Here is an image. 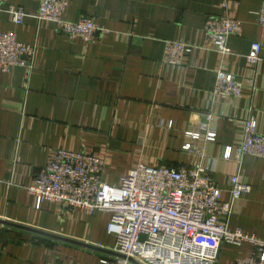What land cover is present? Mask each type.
Returning <instances> with one entry per match:
<instances>
[{"label":"crops","instance_id":"obj_1","mask_svg":"<svg viewBox=\"0 0 264 264\" xmlns=\"http://www.w3.org/2000/svg\"><path fill=\"white\" fill-rule=\"evenodd\" d=\"M225 1L67 0L63 19L92 18L100 28L87 42L39 22L40 0H5L0 31L36 50L29 63L0 71V219L61 239L0 223V264H114L108 213L38 203L25 190L58 148L103 156L102 178L112 185L139 163L203 167L223 202L236 174L250 189L221 220L264 241V158L238 162L234 154L246 116L264 135V61H245L254 41L264 59V0H229L223 10ZM10 5L23 8L21 24L11 21ZM218 14L241 23L227 38L231 55L212 50L203 30ZM177 40L190 47L181 65H171L163 61L165 43ZM220 70L242 86L239 97L213 94ZM199 126L207 128L191 150L184 131ZM252 250L249 242L219 244L217 264Z\"/></svg>","mask_w":264,"mask_h":264},{"label":"built area","instance_id":"obj_2","mask_svg":"<svg viewBox=\"0 0 264 264\" xmlns=\"http://www.w3.org/2000/svg\"><path fill=\"white\" fill-rule=\"evenodd\" d=\"M4 3L0 0V9ZM67 4V0H40L36 18L56 23L65 36L93 41L100 30L98 24L86 17L63 19ZM228 7L226 0L221 9ZM8 12L14 24L22 23V7L10 5ZM258 24L264 27V10ZM203 30L211 49L226 56L232 54L227 38L240 33L241 23L218 14L207 17ZM189 47L182 41H167L163 61L181 65ZM35 50L34 44L19 42L14 32L0 31V71L29 63ZM260 50L259 42L251 43L245 56L248 66L256 67L264 61ZM241 90L242 86L227 73H216L214 95L231 99L239 97ZM205 128L184 131L189 149H196L192 140L204 137L201 132ZM205 134L210 137L214 132L208 130ZM234 154L238 162L246 156L264 158V135L257 132L254 118L246 116L243 120ZM106 170L105 158L98 153L58 148L25 190L38 203H56L90 214L108 213L106 232L115 238L113 250L122 255L114 257V264H133L131 259L141 264H217L219 244L240 246L243 242L253 245L250 255L225 264H264V241L240 230L231 231L221 220L224 216L227 219L233 203L250 189L236 174L230 178V200L223 202L221 189L203 167L185 170L139 163L117 185L103 180Z\"/></svg>","mask_w":264,"mask_h":264},{"label":"water","instance_id":"obj_3","mask_svg":"<svg viewBox=\"0 0 264 264\" xmlns=\"http://www.w3.org/2000/svg\"><path fill=\"white\" fill-rule=\"evenodd\" d=\"M0 223L1 224H5V225H9V226H13V227H18V228H22V229H26V230H29V231H32V232H35V233H38V234H41V235H46V236H50V237H54V238H58V239H61L59 237H56L54 235H51V234H48V233H44V232H41V231H37V230H33V229H29V228H26V227H22V226H19V225H16V224H13V223H10L8 221H5V220H2L0 219ZM111 253L113 256H116V257H122V255L116 253L115 251L113 252H109ZM133 264H141L133 259L130 260Z\"/></svg>","mask_w":264,"mask_h":264}]
</instances>
